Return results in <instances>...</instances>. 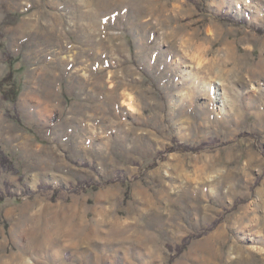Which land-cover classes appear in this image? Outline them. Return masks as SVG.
<instances>
[{"label":"rangeland","instance_id":"374dc122","mask_svg":"<svg viewBox=\"0 0 264 264\" xmlns=\"http://www.w3.org/2000/svg\"><path fill=\"white\" fill-rule=\"evenodd\" d=\"M11 71L0 264H264V0H0Z\"/></svg>","mask_w":264,"mask_h":264},{"label":"trees","instance_id":"16d2710c","mask_svg":"<svg viewBox=\"0 0 264 264\" xmlns=\"http://www.w3.org/2000/svg\"><path fill=\"white\" fill-rule=\"evenodd\" d=\"M261 32V31H260ZM14 72H9L5 77L0 80V92L4 101H16V90L13 88ZM21 122V119H17ZM180 150H192L189 147H182ZM0 166L5 170L11 168V162L4 152L0 149Z\"/></svg>","mask_w":264,"mask_h":264},{"label":"crops","instance_id":"0c3cea01","mask_svg":"<svg viewBox=\"0 0 264 264\" xmlns=\"http://www.w3.org/2000/svg\"><path fill=\"white\" fill-rule=\"evenodd\" d=\"M10 125L5 113H0V139L2 138L3 130Z\"/></svg>","mask_w":264,"mask_h":264}]
</instances>
